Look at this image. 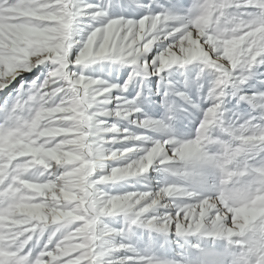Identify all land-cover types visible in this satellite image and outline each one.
<instances>
[{"label": "snow or ice", "instance_id": "snow-or-ice-1", "mask_svg": "<svg viewBox=\"0 0 264 264\" xmlns=\"http://www.w3.org/2000/svg\"><path fill=\"white\" fill-rule=\"evenodd\" d=\"M0 264H264V0H0Z\"/></svg>", "mask_w": 264, "mask_h": 264}]
</instances>
